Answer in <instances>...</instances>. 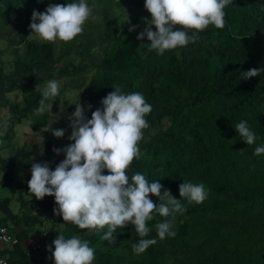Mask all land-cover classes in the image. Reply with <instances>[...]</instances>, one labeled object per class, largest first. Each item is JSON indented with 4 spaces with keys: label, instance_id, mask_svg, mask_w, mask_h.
<instances>
[{
    "label": "trees",
    "instance_id": "obj_1",
    "mask_svg": "<svg viewBox=\"0 0 264 264\" xmlns=\"http://www.w3.org/2000/svg\"><path fill=\"white\" fill-rule=\"evenodd\" d=\"M43 2L0 0V36L9 26H18V38H8L9 43L0 50V125L8 123L7 131L0 135L3 145L12 143L16 124L30 116H34L35 128H45L65 91H81L79 102L82 106L90 103L94 111L103 107L102 98L114 87L119 86L123 94L140 92L152 111L145 117L149 127L142 130L143 138L138 142L140 155L126 174L130 182L137 172L149 183L158 181L161 192L169 190L185 211L168 217L154 211L153 219L146 222L150 229L146 237H140L129 223L117 228L115 243L110 244L101 239L107 226L80 229L53 213L55 198L42 199L36 202L44 216L54 214L55 218L41 235L42 248L35 251L24 242L44 222L31 210L14 214L6 204L0 226L7 225L8 217L27 226L15 235L17 244L2 251L9 264H55L46 245L54 251L52 242L61 234L66 239L76 236L82 242L87 240L94 249L92 264H264V153L254 155L257 146H264V73L242 79V72L264 68V0H232L224 8L222 29L209 25L195 42L166 50L163 55L148 50L146 36L137 39L146 20L151 19L145 0H86L90 7L95 5L87 20L89 25L93 23L92 31L83 27L84 34L61 41L58 47L31 36L32 12H43ZM69 2L73 0H61L62 4ZM132 25L138 27L130 32ZM152 30H156L154 25ZM186 31L192 35L194 30ZM8 52L13 55L11 71H7L4 57ZM87 74H91L89 79ZM66 77L74 82L49 99L52 112L34 115L42 99L41 85ZM18 89L22 90L24 106L13 105L8 96ZM4 108L10 110L7 120L1 117ZM72 108L70 102H64L65 112ZM241 121H247L256 134L254 144L247 145L236 131L235 125ZM42 135L43 154L37 144L32 149L15 148L9 157L0 154L4 185L14 180V167L23 157L30 158L29 166L47 161L53 170L65 159V154L53 152L59 145L49 131ZM32 155L35 158L31 159ZM183 182L202 183L206 199L197 204L181 198L179 185ZM149 198L160 202L152 194ZM165 220L171 221L176 235L160 240L156 225ZM140 239L157 242L137 255L132 246Z\"/></svg>",
    "mask_w": 264,
    "mask_h": 264
},
{
    "label": "clouds",
    "instance_id": "obj_2",
    "mask_svg": "<svg viewBox=\"0 0 264 264\" xmlns=\"http://www.w3.org/2000/svg\"><path fill=\"white\" fill-rule=\"evenodd\" d=\"M231 2L145 0L144 7L151 14V19L146 21L137 39L142 40L146 36L150 41L148 50H155L157 55L184 47L189 42H195L198 33L209 25L222 29L225 25L224 8ZM94 7H90L86 0L49 4L43 12L33 10L29 28L40 40L69 42L82 33L83 25L92 16ZM261 10H264V4ZM137 27L132 25L129 31ZM187 29L194 30L192 35H188ZM261 73H264V68H252L242 72V79L247 80ZM114 89L102 98L103 107L92 111L90 119L85 112L92 105L88 103L82 106L80 102L75 104V111L69 116L72 131L68 136L74 143L63 148H53L57 155L63 152L65 159L54 170L50 169L47 161L32 163L31 178L28 181L29 192L37 200L54 196L57 207L53 208V213L62 215L64 222H72L80 229H103L107 226L108 231L101 239L110 244L115 243L113 234L117 228H123L129 223L135 226L140 237H146L150 231L146 222L153 219L154 211L162 217L185 211L180 199L174 198L169 190L161 192L162 185L158 181L149 183L139 172L132 175L129 181L126 170L140 155L138 142L143 138L142 130L149 127L145 117L152 111V106L140 92L123 94L119 86ZM41 94L36 113L52 112V103L46 101L60 95L59 82L49 80ZM0 127L6 132L7 121ZM235 129L247 145L255 143L257 136L250 130L247 121H241L235 125ZM65 131L53 129L52 133L62 138ZM262 153L264 146H257L254 155ZM105 169L108 174H102ZM149 194L159 198L160 202L154 203ZM179 195L189 202L199 204L206 199L207 192L202 183L183 182L179 185ZM171 228V221L158 223L156 229L159 239L174 237L176 233ZM156 242V239H140L132 246V250L139 255ZM52 243L54 251L51 245H46V248L52 253L55 264H92L95 259L94 249L89 247L87 240L82 242L76 236L66 239L61 234Z\"/></svg>",
    "mask_w": 264,
    "mask_h": 264
},
{
    "label": "rangeland",
    "instance_id": "obj_3",
    "mask_svg": "<svg viewBox=\"0 0 264 264\" xmlns=\"http://www.w3.org/2000/svg\"><path fill=\"white\" fill-rule=\"evenodd\" d=\"M45 9L49 4H62L61 0H44L43 2ZM45 9L43 11H45ZM148 20V19H147ZM146 20V21H147ZM92 25L88 24V21L85 22V24L83 25L84 29H87L88 31H92ZM18 28L17 24L16 25H12L9 26V29H13V31L11 33H6L7 30H9L8 28L5 29L3 32L6 33V35L3 34L0 36V50L5 48L7 46V42L9 41L8 38H18V35L15 33V29ZM84 31V30H83ZM84 34V32L82 33ZM32 38L38 39L40 40L35 34L31 33ZM43 41V40H42ZM9 43V42H8ZM54 43H56L57 47L59 46V43H61L60 40L55 41ZM98 50H96L97 52ZM99 52V51H98ZM9 53V52H8ZM5 54L4 57L5 59L8 61L7 62V66L6 69L7 71H11L14 68V63H13V55L11 53L9 54ZM70 58V56H67L66 60H68ZM76 59H78V56H76ZM81 76H78V78H80ZM91 77V74H87V79H89ZM49 80L46 81V83H44L43 85H41V88H45L46 84ZM59 82L60 85V90L63 86H71L70 84H73L74 79L72 80L70 77H66L63 79H58L57 80ZM80 82V81H79ZM67 89V88H66ZM81 91H74V90H68L65 91V93L62 95L61 100L59 102V109L58 111H56L50 118H49V122L48 125L45 128L39 127L37 126L36 128L34 127V116H30L26 119H24L21 123L16 124L15 126V133H16V137L12 143V147L15 148H21V147H26L27 145H25L26 143V138L27 136L25 135V133H29V134H34L33 136H37V142L36 144H38V146H40L41 148V154H43L44 149H45V141H44V137L42 135L44 130L49 131L50 136L57 142V144L59 145V148H63L71 143H74V141H70L68 139V136L71 135V131L72 129L69 127L70 121H69V116L75 111V104L79 102V97H80ZM11 103L13 105H19V106H24L25 105V100L23 98V94H22V90L18 89L15 90L11 93L8 94ZM68 101L73 105V108L71 110H69L68 112H65L64 109V102ZM47 103H51V100H49ZM91 111V112H90ZM92 111H94L93 109L87 110L86 109V116L90 119L91 118V113ZM65 113V115H64ZM90 113V115H89ZM37 113L35 112L34 115H36ZM41 114H38L37 116H39ZM1 117H3L4 119H8L10 117V110H8L7 108L4 109V111L2 110V114ZM53 129H65V135L62 138H57L53 135L52 130ZM23 144V145H22ZM9 150L11 148H8ZM9 150H5V153H9ZM64 156V153L61 152L59 154V156ZM28 161V159L26 158H22L21 161L16 163V173L17 176L21 177L22 176V181L21 179H16V181L14 183H11L7 186H0V197L3 198H8L10 199V208L14 213H17V215L19 213H21V211L27 212L31 209H29V206H31L30 204H26L24 203V201H39L35 198V196L33 194H31L29 192V188H28V181L30 180L31 177H29L28 175H30L31 171L30 169H26L23 165L24 163ZM54 163V161H53ZM52 163V164H53ZM51 170H53L52 168H50ZM28 176V178H27ZM27 187L22 195L23 198L26 199L24 201H21V198L19 197L20 195V189L21 188H25ZM54 196H45L43 198V200L48 201L50 199H53ZM0 216H3V211L0 210ZM8 225V229L9 231L13 234L16 235L15 231L13 230V222L12 220L9 219V222L7 223ZM46 225V224H44ZM40 226L36 227L35 230H37ZM30 235V234H29ZM31 245L30 242L27 243V247H29Z\"/></svg>",
    "mask_w": 264,
    "mask_h": 264
},
{
    "label": "crops",
    "instance_id": "obj_4",
    "mask_svg": "<svg viewBox=\"0 0 264 264\" xmlns=\"http://www.w3.org/2000/svg\"><path fill=\"white\" fill-rule=\"evenodd\" d=\"M5 109V108H4ZM4 109H2L3 111H4ZM8 109V108H7ZM9 110V109H8ZM1 119V118H0ZM2 119H4L3 117H2ZM4 120H7L6 118L4 119ZM14 131H16V130H14ZM0 133H3V130L0 128ZM25 135L27 136V138H26V143H25V145H27L26 147H27V149H32L33 148V146L34 145H36V142H37V136L35 135V136H33L34 134H29V133H25ZM15 137H16V133H15V136H14V138H13V140H12V143H13V141H14V139H15ZM12 143L9 145V146H4L3 144H4V140H3V138L0 136V147H1V149H0V154L3 156V157H9L10 155H11V153L14 151V149H15V147H12ZM23 145V144H22ZM38 145V144H37ZM8 148H11L10 150L8 149ZM22 148V147H21ZM5 150H9V153H5ZM23 158H25V157H23ZM32 158H35V155H32L31 156V159ZM26 159H28V158H26ZM30 159V158H29ZM28 159V161H26L25 163H24V167L27 169H31V166H29V164H30V160ZM22 160V159H21ZM21 160H19V161H21ZM18 161V162H19ZM14 180H12V182L11 183H14L15 181H16V179H21V181H22V176L21 177H19V176H17V173H16V165H15V167H14ZM29 177H31V173H30V175H28ZM28 176H27V178H28ZM4 179H5V172H4V170H3V167H2V164L0 163V186H7V185H9V184H11V183H9V184H7V185H4L3 184V181H4ZM27 187H25V188H21L20 189V195H19V197L21 198V201H24V200H26V199H24L23 198V195H22V193H23V191L26 189ZM24 203H26V204H30L31 203V206H29V209H31V211L34 213V214H38L39 216H40V219H41V221L42 222H44V224H46V225H43V227L42 226H40L37 230H35L33 233H31V235L28 237V239L24 242L25 243V245L27 246V243L28 242H30L31 243V245L29 246V247H31V246H33V245H35L37 242H39V241H42L43 240V238L41 237V235H42V233H45L46 231H47V226L49 227V225H51L50 223V221L51 220H54V218H55V216L52 214H50L49 216H44L45 215V213H42V208H41V206L35 201V202H33L32 200L30 201H24ZM8 205L9 206V208H10V199H8V198H3V197H0V210H2L3 211V214L4 213H6L5 212V210H4V208H6L4 205ZM11 209V208H10ZM12 211V210H11ZM23 211H21V213H22ZM12 213H14L13 211H12ZM21 213H19V214H21ZM14 214H17V213H14ZM48 220H47V219ZM8 219H10V220H12V219H14V218H10V217H8ZM12 222H13V230L15 231V233L16 234H22L25 230H27V228H25V227H27V226H24V225H17V224H15L14 223V220H12ZM6 226H8V225H6ZM1 247H5V246H3V244H1L0 245V248ZM28 247V248H29ZM5 249V248H4ZM3 249V250H4Z\"/></svg>",
    "mask_w": 264,
    "mask_h": 264
},
{
    "label": "built area",
    "instance_id": "obj_5",
    "mask_svg": "<svg viewBox=\"0 0 264 264\" xmlns=\"http://www.w3.org/2000/svg\"><path fill=\"white\" fill-rule=\"evenodd\" d=\"M18 243V238L13 235L8 226H0V245L3 244L4 248H9ZM3 247L0 248V264H9V257L7 254H3ZM42 248V241L37 242L35 245L29 247V249L39 250Z\"/></svg>",
    "mask_w": 264,
    "mask_h": 264
}]
</instances>
